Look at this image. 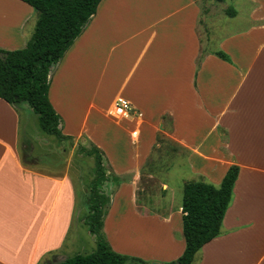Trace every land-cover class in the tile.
Returning <instances> with one entry per match:
<instances>
[{
    "label": "crops",
    "instance_id": "0c3cea01",
    "mask_svg": "<svg viewBox=\"0 0 264 264\" xmlns=\"http://www.w3.org/2000/svg\"><path fill=\"white\" fill-rule=\"evenodd\" d=\"M198 1L101 0L52 67L48 96L63 119V134L86 136L104 151L111 172L132 175L113 194L104 221L115 251L162 264L185 249L182 202L166 213L147 206L140 213L149 202L137 196V185L161 132L188 151L168 170L182 166L197 177L193 181L218 186L232 163L240 166L222 233L202 246L194 264H264V38L252 51L246 45L249 36L264 34V0H249L248 30L216 44L211 25L205 40L198 31L202 9L208 17L214 12ZM26 8L25 16L7 17L0 49L26 45L33 14ZM219 50L232 62L217 56ZM118 97L128 99L135 114L114 116ZM23 112L33 111L0 98V264H44L52 254L63 260L87 227L85 215H77L80 191L69 172L22 162ZM164 115L172 120L170 130ZM169 189L162 183L164 195ZM114 214L118 224L128 225L124 241L110 231Z\"/></svg>",
    "mask_w": 264,
    "mask_h": 264
},
{
    "label": "trees",
    "instance_id": "16d2710c",
    "mask_svg": "<svg viewBox=\"0 0 264 264\" xmlns=\"http://www.w3.org/2000/svg\"><path fill=\"white\" fill-rule=\"evenodd\" d=\"M37 12L34 31L23 48L0 49V98L19 108L27 103L38 116L40 128L45 134L55 136L59 142L74 136L62 132V117L50 102V72L57 66L76 39L84 32L97 11L101 0H21ZM222 1V0H218ZM235 14V11H232ZM220 58L232 62L224 51H216ZM202 55L198 58L200 64ZM166 129L172 123L164 115ZM221 131V130H220ZM161 132L157 142L165 139ZM79 151L94 158V177L88 183V212L84 223L96 237V248L90 253H76L57 264H147V261L115 251L103 230L104 219L110 204V196L104 184L128 181L115 173L108 174L104 164L105 153L95 144L79 145ZM188 151H185L187 154ZM240 166L237 163L227 170L220 185L200 180L185 183L182 196V223L185 239L183 253L174 260L162 264H194L197 252L204 244L222 233L224 215L233 199V189ZM55 258L52 254L42 262Z\"/></svg>",
    "mask_w": 264,
    "mask_h": 264
},
{
    "label": "rangeland",
    "instance_id": "374dc122",
    "mask_svg": "<svg viewBox=\"0 0 264 264\" xmlns=\"http://www.w3.org/2000/svg\"><path fill=\"white\" fill-rule=\"evenodd\" d=\"M150 3L154 4L153 0H151ZM198 4L212 7V9L214 10L212 15L208 17L207 12H203L202 9V12H200L199 14L200 20L198 22V31L202 39L205 40V38H207L209 34L210 27L208 25H211L213 33L218 36V39L216 41H212L211 44H216L221 37L232 34L233 32L248 30V28L252 24L250 12L253 5L249 0H199ZM20 7L21 9L20 11H18ZM26 7L32 8L33 11V14H31L32 17L30 19V23L27 25L26 29L27 31L31 30L28 37L29 39L34 31L35 23L37 20V12H35L32 6L20 0H1L0 30H6V21L7 19H9L7 18L9 14L14 13L25 16V13L28 10V8ZM23 10L26 11L23 12ZM9 11L11 12L9 13ZM232 11H235V14H233ZM254 35L256 39H253V35H251L248 37V41H246V45L249 46V50L251 51L253 50L254 45L258 42V40L264 38V34L254 33ZM23 124L24 129L20 146L22 162L25 165L37 164L59 167L69 172L70 176L72 177L80 191L77 215H86L88 212V183L94 177L95 163L92 156L85 155L84 153L79 151V145L90 147L92 143L86 138V136L75 137L73 142L70 140L59 142L55 136L45 134L42 131L39 125L38 116L34 112H32L31 114L23 112ZM170 126V123H168L169 129ZM162 135L166 137L168 136L166 133H162ZM168 137L169 139L166 138L159 144L158 148L154 150L150 159L144 166L140 180L138 182L136 192L137 196L140 198H144L145 201L149 202H143V204L141 205V215L147 212L144 206H147L152 212L156 211L159 213H166L170 208H178L182 202L184 182L188 180H197V177L195 175H190L182 166L173 164L174 167L171 168V171L168 170V166L174 162L183 163L184 158L182 156H184L185 152L177 144H175V142L170 140V136ZM104 164L106 169L108 170L107 173L109 172L108 174L114 173L113 171L111 172L109 170L110 167L107 166V163H105V161ZM126 176L129 179L128 181L132 180L131 174H127L121 177ZM111 182L112 183L106 182V184H104V191L111 198L110 204L105 214V219L112 206V198H114L112 196L116 193L118 187L124 181L120 182L119 184H115L113 181ZM162 183H168L170 187L169 192H173L166 193L164 195L162 190ZM125 214L126 213L124 212V216ZM111 218L114 220L110 221V231L112 233V236H115V239L124 241L127 237V232L129 231L128 225L118 224L116 221V214H114V216ZM123 218L124 217H122V219ZM78 226L82 225L80 224ZM134 231L139 233V229L137 231ZM82 234L83 235L80 241L77 240L75 244V247L73 249L74 251L66 252L61 256V258H67L76 253H90L95 250L96 237L92 233H90L86 226H84ZM106 237L108 239L107 234ZM130 239L132 238L130 237ZM59 259L60 255H55V258L47 264H57ZM154 263V261H147V264Z\"/></svg>",
    "mask_w": 264,
    "mask_h": 264
},
{
    "label": "built area",
    "instance_id": "2783aa9c",
    "mask_svg": "<svg viewBox=\"0 0 264 264\" xmlns=\"http://www.w3.org/2000/svg\"><path fill=\"white\" fill-rule=\"evenodd\" d=\"M112 114L117 117H129L135 113L133 111V105L128 99L118 97L112 108Z\"/></svg>",
    "mask_w": 264,
    "mask_h": 264
},
{
    "label": "bare ground",
    "instance_id": "6f19581e",
    "mask_svg": "<svg viewBox=\"0 0 264 264\" xmlns=\"http://www.w3.org/2000/svg\"><path fill=\"white\" fill-rule=\"evenodd\" d=\"M2 6V5H1Z\"/></svg>",
    "mask_w": 264,
    "mask_h": 264
}]
</instances>
